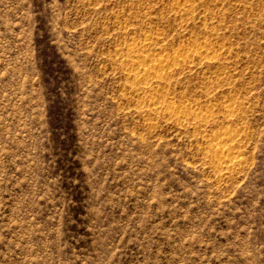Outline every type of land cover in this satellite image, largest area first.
I'll use <instances>...</instances> for the list:
<instances>
[{
	"label": "rangeland",
	"instance_id": "obj_1",
	"mask_svg": "<svg viewBox=\"0 0 264 264\" xmlns=\"http://www.w3.org/2000/svg\"><path fill=\"white\" fill-rule=\"evenodd\" d=\"M175 2L0 0V264H264V0ZM146 35L150 56L208 41L165 86L207 127L130 93ZM225 128L242 163L222 176L204 142Z\"/></svg>",
	"mask_w": 264,
	"mask_h": 264
},
{
	"label": "bare ground",
	"instance_id": "obj_2",
	"mask_svg": "<svg viewBox=\"0 0 264 264\" xmlns=\"http://www.w3.org/2000/svg\"><path fill=\"white\" fill-rule=\"evenodd\" d=\"M193 1L194 0H176L173 8L180 11V14L183 15L182 17H184V15H189L193 13L192 11H194L193 9L195 8L194 6L195 4H193ZM191 16L192 15H190V17ZM156 33H157L156 36L159 38L158 32ZM153 37L148 36L147 38H145L144 36L145 38L144 41L140 40L141 41L140 43L139 42L134 43L135 42L134 40V42L130 41L128 44H126L127 57L125 56L126 59L123 61V64L125 65L124 67L125 76L129 78V80L131 81L130 93L132 95H136L139 98L141 97L143 98L144 100L142 102L144 103L143 112H145V114L155 115V113L158 114L160 113V115L162 114L164 118H167V120H172L176 125H179V127L188 124H192V125L194 124L195 126H199L200 128L201 126L205 127L208 124L209 120H211L214 117L213 108L211 109L209 107L205 110H201V109L195 110L194 109L195 107L191 103L187 102L189 99L188 100L186 99L187 101L185 99L177 100V102L178 101L179 102L175 103V101L168 96V92H166L167 89L166 87L168 85V84L166 85V80L175 73L179 75L180 73L182 74L184 70H191L193 66L192 62L195 58H198L201 61H209L210 57L208 56V53L209 50L210 52L212 51L209 47L208 41L206 42L205 40L201 43L196 41H188L182 47L173 50L171 54L170 53L164 54L162 53L163 52L162 51L160 52L162 54H157L154 52L155 55L150 56L145 52H147V49L149 47L154 48V46L152 45L157 43L156 41L158 38L157 37L153 38ZM211 45L212 43H210V46ZM160 46L161 45H159V47ZM214 48L212 47V49ZM160 49H162V47ZM163 50H165V48ZM221 51H223V49H221ZM212 54H214V52ZM212 54L210 53V55ZM215 54H217L216 50H215ZM211 58H216V57H213L212 55ZM209 78L210 80L212 79L210 76ZM214 78L216 77H213L212 80H214ZM176 81H178L177 78ZM218 81H220V79ZM191 105L194 108H192ZM233 105L234 104L232 102L221 105L224 113L227 116H231L233 115V113L236 112V111L234 112ZM208 106L209 105L207 104V107ZM235 107H237V105H235ZM216 110L217 109H215V111ZM210 122L212 123V121ZM231 130L232 129H230V131L229 130L226 131V128L225 130L222 131L217 130L218 132H214L213 134L211 133L212 135L208 136L209 138L205 140V142L203 141L206 145V147L204 146L203 147L206 148L205 151L208 152L209 154L208 157H210V160L213 163L216 171H220L222 176L230 175L233 171H236L242 163V159L239 156V152L237 150V147L240 142V140L236 137L238 134L237 133L238 130L235 132L234 131L231 132ZM215 173L217 174V172Z\"/></svg>",
	"mask_w": 264,
	"mask_h": 264
}]
</instances>
